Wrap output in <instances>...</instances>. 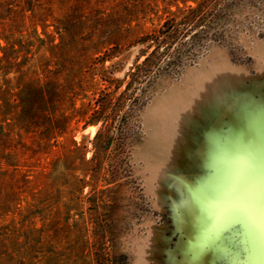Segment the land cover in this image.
Listing matches in <instances>:
<instances>
[{"label":"rangeland","instance_id":"obj_1","mask_svg":"<svg viewBox=\"0 0 264 264\" xmlns=\"http://www.w3.org/2000/svg\"><path fill=\"white\" fill-rule=\"evenodd\" d=\"M0 264H264V0H0Z\"/></svg>","mask_w":264,"mask_h":264}]
</instances>
